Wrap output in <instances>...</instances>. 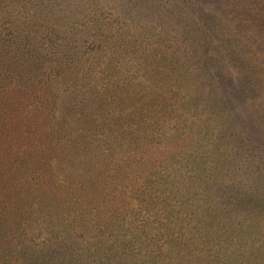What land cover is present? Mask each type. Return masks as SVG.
I'll return each mask as SVG.
<instances>
[{
  "label": "trees",
  "instance_id": "16d2710c",
  "mask_svg": "<svg viewBox=\"0 0 264 264\" xmlns=\"http://www.w3.org/2000/svg\"><path fill=\"white\" fill-rule=\"evenodd\" d=\"M0 264H264V0H0Z\"/></svg>",
  "mask_w": 264,
  "mask_h": 264
},
{
  "label": "rangeland",
  "instance_id": "374dc122",
  "mask_svg": "<svg viewBox=\"0 0 264 264\" xmlns=\"http://www.w3.org/2000/svg\"><path fill=\"white\" fill-rule=\"evenodd\" d=\"M7 1H9V0H7ZM119 1L120 2L123 1L127 5L132 4L134 6V0H119ZM139 2L140 1H138V3H136V6H137L136 11L137 12H134V13L137 15L140 12L142 14L141 20H143V21L150 20V25H153L154 29H156V25L158 24V22L163 21V19L166 20L167 22L173 23L172 17L168 16V15L164 14L162 11L158 10L156 8V5L154 6L153 10H149V9H147V7H145L143 4L141 5ZM3 16H4V14H3ZM144 17H146V18H144ZM137 18L139 19V14L137 15Z\"/></svg>",
  "mask_w": 264,
  "mask_h": 264
}]
</instances>
